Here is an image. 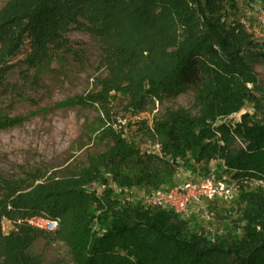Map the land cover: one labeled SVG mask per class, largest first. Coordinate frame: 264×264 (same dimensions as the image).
<instances>
[{
    "label": "trees",
    "instance_id": "obj_1",
    "mask_svg": "<svg viewBox=\"0 0 264 264\" xmlns=\"http://www.w3.org/2000/svg\"><path fill=\"white\" fill-rule=\"evenodd\" d=\"M229 1H7L0 10V86L16 68L73 53L70 32L90 35L106 76L73 104L100 108L99 138L109 146L72 177L0 175V264H42L30 250L50 237L67 244L71 264H264V89L254 71V63H264V48L238 23L228 24L222 13ZM250 1L264 7V0ZM188 89L198 112L166 110L150 134L157 152L134 149L123 128L109 123L119 95L134 116ZM246 106L254 114L230 122ZM20 122L0 114V131ZM211 162L219 163L214 177L238 192L239 235L211 239L172 211L120 206L110 187L150 193L173 186L180 168L209 176ZM35 217L57 221L59 230L34 227ZM5 221L16 232L4 234Z\"/></svg>",
    "mask_w": 264,
    "mask_h": 264
},
{
    "label": "rangeland",
    "instance_id": "obj_2",
    "mask_svg": "<svg viewBox=\"0 0 264 264\" xmlns=\"http://www.w3.org/2000/svg\"><path fill=\"white\" fill-rule=\"evenodd\" d=\"M7 1L0 0V10ZM261 11H264V7L260 2L234 0L229 1L222 14L228 24L238 23L255 43L264 48V37H261L262 30L258 23ZM66 36L73 53L58 52L48 65L16 68L0 86L1 116L21 119L16 127L0 131V175L3 178L17 180L24 174L33 175L36 172L57 179L72 177L86 168L91 155L105 153L109 146L107 141L99 138L98 130L103 121L100 108L96 105L83 107L73 104L76 97L95 92L96 78L103 79L106 76L105 70L100 69L98 64L97 43L90 35L78 31ZM254 71L264 89V63H254ZM261 99L264 102V94ZM194 100V91L188 89L176 98L163 97L161 101L149 105L145 112L133 116L125 108L127 97L119 95L110 104L109 123L113 129L123 128L124 136L134 149L157 152L156 141L150 135L154 124L161 121L166 110L180 109L190 116L196 115L198 109ZM246 113L254 114L253 107L246 106L229 120L237 123L240 115ZM218 164L210 163L207 170L209 175L216 174ZM203 173L196 167L194 173L189 175L188 171L180 168L174 176V184L188 178H203ZM106 177L110 178L109 174ZM110 186L114 187L112 182ZM94 188L100 196L103 189L98 186ZM135 191L132 194L134 198L114 191L119 198V205L136 204L137 197H149V193H143V190ZM233 201L219 200L202 207H191L184 218L190 221L192 227L196 225L199 233L211 239L226 234L239 235V224L236 222L239 211ZM203 211L208 213V220L201 218ZM44 221L43 218L35 217L30 223L42 228ZM2 229L4 234L16 232L9 221L2 224ZM34 243L30 254L40 258L42 264H71L66 243L53 237L38 238Z\"/></svg>",
    "mask_w": 264,
    "mask_h": 264
},
{
    "label": "built area",
    "instance_id": "obj_3",
    "mask_svg": "<svg viewBox=\"0 0 264 264\" xmlns=\"http://www.w3.org/2000/svg\"><path fill=\"white\" fill-rule=\"evenodd\" d=\"M258 23L262 30L261 37H264V11H261L258 17ZM190 175V173H189ZM110 177V176H109ZM114 191L119 194H134L136 189H117L110 186ZM143 193H145L143 191ZM238 195L234 184L224 179H217L214 175L207 177L192 179L188 178L175 183L171 187L162 188L157 191H151L149 197L138 198V202L145 209L158 208L162 210L172 211L175 214L186 217L188 216L191 207H202V205L214 201L232 200ZM136 199V198H135ZM208 213L202 212V219L208 220ZM5 223V222H3ZM46 232H56L59 230L58 222L54 220H45L42 227Z\"/></svg>",
    "mask_w": 264,
    "mask_h": 264
}]
</instances>
